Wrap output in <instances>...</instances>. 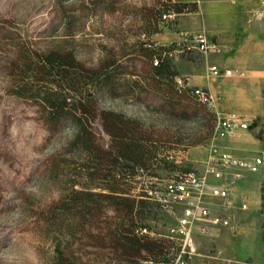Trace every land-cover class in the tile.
Segmentation results:
<instances>
[{
    "label": "rangeland",
    "instance_id": "obj_1",
    "mask_svg": "<svg viewBox=\"0 0 264 264\" xmlns=\"http://www.w3.org/2000/svg\"><path fill=\"white\" fill-rule=\"evenodd\" d=\"M168 1L170 6L188 0H0V264H51L58 248H66L64 251L80 264L116 261V250L101 225L104 218L94 219L83 229L80 213L65 209L72 206L64 207L76 197L75 192L92 189L107 194L94 187L108 183L98 176L91 180L78 174L83 152L72 144L78 126L64 121L49 129L44 119L48 101L68 96L70 106L96 102L97 114H123L139 120L144 129L165 136L169 144L160 152L166 161L156 169L158 176L125 187L139 199L147 184L144 191L151 198L149 209L136 221L138 231L141 226L149 228V240L167 241L165 236L176 224L174 209L170 212L153 200L157 198L152 194L155 178L168 179L205 168L211 154L227 153L247 161L259 155L264 146V105L262 115L255 119L216 112L207 91L210 106L201 107L206 108L208 117L201 114L181 120L165 113L169 82L158 83L148 74L151 64L140 51L156 55L166 46L163 44L170 46L188 34L179 28L181 16H175V23L174 19L160 20L161 31L149 33L152 23L158 22L159 10L161 15L170 13L161 8ZM181 53L172 60L177 88L175 81L182 79L177 69L180 60L186 53L195 59L203 55L193 49ZM51 55L63 60L71 57L75 67L62 61L54 74L47 73L41 59ZM78 66L88 72L105 70L90 78L81 75ZM59 72L62 76L58 77ZM65 75L76 79L70 87L65 85ZM175 98L179 100L177 95ZM191 101L193 108H200L198 102ZM177 104L188 106L189 102ZM229 115L237 116L249 128L220 139L214 118L217 121L219 116ZM91 132L98 147H110L100 118L92 124ZM216 184L227 197H213L205 203L212 215L228 217L231 226L202 232L199 224L195 225L188 246L193 258L188 264H264V167L255 172L224 171V180ZM96 200L106 205L104 199ZM103 216L114 220L115 208L104 210ZM164 251L143 252L129 264H156Z\"/></svg>",
    "mask_w": 264,
    "mask_h": 264
},
{
    "label": "trees",
    "instance_id": "obj_2",
    "mask_svg": "<svg viewBox=\"0 0 264 264\" xmlns=\"http://www.w3.org/2000/svg\"><path fill=\"white\" fill-rule=\"evenodd\" d=\"M166 3H170V1L161 5V8L170 12L168 14H175L176 16L192 13L197 10L196 3L181 1L175 2L170 6L168 4L167 6ZM161 12V10L158 12V22L152 23V30L149 32L151 35L161 31L159 21L161 20L162 22L163 16L166 15H161ZM173 22L175 23V19ZM173 50H175V45L172 44L167 47L161 46L156 55L154 52H147L148 50L146 49L140 51L141 56L147 58L151 64L148 74L154 76V80H157L158 83L162 80L169 82L167 86L171 95L169 94L168 102L164 106L165 113L181 120H188L201 114L208 117L209 113L206 108H203L204 105L198 102L197 98L191 94V91L177 88L176 83H174L177 74L173 59L165 56L167 52ZM157 59L160 66L154 65ZM41 60L44 63L45 71L53 74L61 66L59 64H63L62 61H66L65 64L68 63L71 67H75L76 64V61H73L71 57L63 60L58 55H51ZM78 67H80L81 75H86L90 78H95L96 75L99 77L105 70L88 72L85 67ZM64 71L61 70V73H64ZM61 73H56V76H62ZM63 77H65L66 81L64 79L63 81H65V85L67 83L68 87L76 80L73 78L68 79L67 75ZM175 95L178 96L177 99L179 100H174L176 99ZM191 100L198 102L200 108H196V106L193 108L194 102ZM182 101L189 102L188 106L177 104L183 103ZM44 107L46 115L44 118L45 124L49 129L57 128L64 121L77 124L79 129L78 135L72 144L75 150L79 149L83 152V156L79 162H82L81 166L77 169V171H80L78 174L87 175L91 180L96 179V176H98V179L108 183L107 185H97L94 187L95 189L108 191L107 194H98L93 192L92 189L81 193L75 192L76 197L71 198L68 200L69 202L64 204V207L72 206L71 209L65 207L70 212L78 211L80 213V223L83 229L88 225L90 226L94 219L104 218L105 221L101 225L106 233L105 237H108L106 240L108 243H111V248L116 250V261L114 262V259H111L108 264H129L143 252L154 254L157 252L161 253L165 249L162 255L168 252L172 247L170 242L149 240L146 235H140L137 232L139 228L136 221L137 216L138 218H142L147 209H149V199L151 198L144 191L147 184L145 185V189L142 190L143 195L139 196V199L130 195L129 189L125 188L135 182V180L144 184L145 178L158 176V174H155L156 169H160V165L166 161L165 157L160 158L162 156L160 152L167 148L166 146L169 144L167 139H164L165 136L157 131L144 129L143 124L139 120L128 118L123 114L110 111H103L97 114V104L92 101L70 106L68 96H64V98H58L55 101H48V105ZM97 118L101 119L105 131L110 137L111 145L108 149L98 147L95 142L94 133L91 132V126ZM215 122L216 118H214V124ZM198 139L200 138L198 137ZM53 165L56 166L54 161ZM96 199H104L106 205H101ZM113 207L116 211L114 220L103 216L104 210H111ZM64 250L67 249L61 250L58 248L56 250L57 256L52 260L51 264H80V262L76 263L73 257L69 256ZM148 259L150 258H146V260Z\"/></svg>",
    "mask_w": 264,
    "mask_h": 264
},
{
    "label": "crops",
    "instance_id": "obj_3",
    "mask_svg": "<svg viewBox=\"0 0 264 264\" xmlns=\"http://www.w3.org/2000/svg\"><path fill=\"white\" fill-rule=\"evenodd\" d=\"M187 3H196L197 10L179 15V28L193 36L207 34L215 48L198 59L188 57L186 52L191 48L184 51L185 58L177 68L181 80L191 89L208 91L216 112H234L250 119L260 117L264 105V0H188ZM213 66L232 70L233 74L214 77ZM200 171L208 185H217V180L203 166Z\"/></svg>",
    "mask_w": 264,
    "mask_h": 264
},
{
    "label": "built area",
    "instance_id": "obj_4",
    "mask_svg": "<svg viewBox=\"0 0 264 264\" xmlns=\"http://www.w3.org/2000/svg\"><path fill=\"white\" fill-rule=\"evenodd\" d=\"M175 14L163 16V20L171 21ZM192 37V38H191ZM175 50L167 52L165 56L174 59L180 52L191 48L198 53L206 54L215 48L210 37L205 33H198L194 36L185 34L181 41L176 42ZM155 66H159V60H155ZM212 75L218 77L222 74L231 76L232 70H221L218 66L211 68ZM177 84L182 90L188 89L191 94L197 98L202 105L210 106V98L207 91L203 88H189L184 81L178 79ZM207 106V107H208ZM249 125L242 122L237 116H219L216 121L215 134L218 138L224 139L238 130H247ZM264 137V134H263ZM264 167V146L258 156L251 161L239 159L227 153L219 156L210 155L206 163L205 170L215 180H224V171L242 170L246 172H255ZM230 181V180H229ZM155 192H152L157 198H153L159 205L163 203L170 212L174 209L175 227L168 231L165 236L168 242L172 244L170 250L165 253L162 259L156 264H188L193 258V253L189 250V238L191 231L197 225L199 231L206 232L209 228L225 227L230 228L231 220L226 216L212 215L205 201L208 199L226 198L227 192L219 185H208L206 176L200 170H191L188 172L174 174L168 179L155 178ZM230 184V183H229ZM163 205V206H164ZM140 235H150L148 227H141L138 231Z\"/></svg>",
    "mask_w": 264,
    "mask_h": 264
}]
</instances>
